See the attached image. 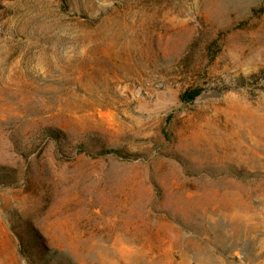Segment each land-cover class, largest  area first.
<instances>
[{
	"label": "rangeland",
	"instance_id": "1",
	"mask_svg": "<svg viewBox=\"0 0 264 264\" xmlns=\"http://www.w3.org/2000/svg\"><path fill=\"white\" fill-rule=\"evenodd\" d=\"M0 264H264V0H0Z\"/></svg>",
	"mask_w": 264,
	"mask_h": 264
},
{
	"label": "trees",
	"instance_id": "2",
	"mask_svg": "<svg viewBox=\"0 0 264 264\" xmlns=\"http://www.w3.org/2000/svg\"><path fill=\"white\" fill-rule=\"evenodd\" d=\"M198 96L197 92L190 93L187 97L189 101H193Z\"/></svg>",
	"mask_w": 264,
	"mask_h": 264
}]
</instances>
